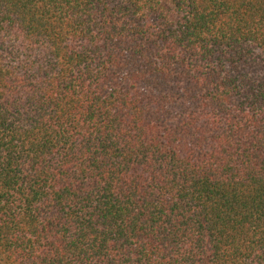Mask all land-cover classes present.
Wrapping results in <instances>:
<instances>
[{"label": "trees", "instance_id": "16d2710c", "mask_svg": "<svg viewBox=\"0 0 264 264\" xmlns=\"http://www.w3.org/2000/svg\"><path fill=\"white\" fill-rule=\"evenodd\" d=\"M0 264H264V0H0Z\"/></svg>", "mask_w": 264, "mask_h": 264}]
</instances>
